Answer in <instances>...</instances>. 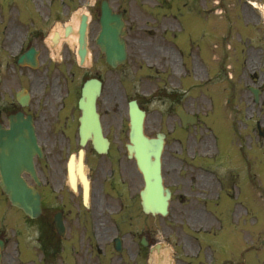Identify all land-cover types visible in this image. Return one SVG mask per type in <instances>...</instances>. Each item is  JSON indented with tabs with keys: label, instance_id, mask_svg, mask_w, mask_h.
<instances>
[{
	"label": "rangeland",
	"instance_id": "obj_1",
	"mask_svg": "<svg viewBox=\"0 0 264 264\" xmlns=\"http://www.w3.org/2000/svg\"><path fill=\"white\" fill-rule=\"evenodd\" d=\"M176 1L177 5L173 0L167 1L172 4L171 9L157 7L154 0H139L133 5L132 17L137 16L146 30L153 29L156 33L148 38L152 58L145 55L143 66L111 70V74H106L100 109L109 104L113 147L111 164L116 175L121 178L122 174L126 178L127 194L136 196L143 187V180L134 161L127 157L126 150L128 100L136 95L131 88H141L143 81L150 93L158 88L162 92H173V95L143 102L147 109V133L154 136L163 131L169 135L163 156V175L165 183L174 192L167 218L148 217L152 235L165 246L161 253H151L147 264H188L186 259L207 250V254L199 255L191 264H214L211 262L214 257L215 264H264V138L259 137L256 129L257 122L264 127V93L256 102L249 89L250 86H259L253 73L264 78V53H258L257 57L253 52L247 53L257 47V40L247 34L245 23L264 30V20H258L255 12L250 14L251 10L243 0H223V11L220 15L215 14L219 19L215 16L210 18L211 29L222 33L215 38L213 33L207 35L200 31L207 22L197 14L198 6L201 9L202 6L214 5L213 0H196L198 5L196 3L192 9L187 8L184 0ZM21 4L22 1H17V5ZM77 4L75 8L67 7L69 12L65 10L61 20L43 19L46 29L36 37L29 27L28 39L41 49L40 59L44 67L58 59L68 60L75 66L73 38L64 39L61 43L67 48L66 54L61 52V44L53 47L49 39L54 30L73 23L87 6L84 2ZM49 6L46 0L38 10L47 15L51 13ZM4 18L0 19V36L4 56L9 60L18 45L25 42V37L21 36L25 27H17L9 17ZM34 22L35 25L38 23L37 14H33L27 24L34 26ZM176 38L182 41L180 45L183 48L173 42ZM263 40L264 37L261 44ZM196 63L205 70L198 80H195ZM20 79L13 92L21 86L29 88L31 79L22 74ZM240 88V95H236ZM178 104L197 115L199 120L187 130L182 128L176 114ZM75 112L79 114L78 110ZM54 131L50 134L52 139L46 142L45 133L39 130L40 143L44 149L47 147L46 156L53 155L57 161L62 157L64 162L70 151L78 149L77 146L69 149L65 144L55 146L51 141H73L77 137V123L75 121L69 130V138ZM203 132L214 143L213 154L202 149ZM257 145L260 152L256 156L254 148ZM203 176L211 179V186L205 184ZM227 180L229 183L225 185ZM236 208L240 209V216L235 215ZM207 233L217 241L210 236L206 239ZM231 243H235L236 248L229 249Z\"/></svg>",
	"mask_w": 264,
	"mask_h": 264
},
{
	"label": "flooded vegetation",
	"instance_id": "obj_2",
	"mask_svg": "<svg viewBox=\"0 0 264 264\" xmlns=\"http://www.w3.org/2000/svg\"><path fill=\"white\" fill-rule=\"evenodd\" d=\"M17 1L0 0V19L7 15L18 27L19 15L23 11ZM104 2L114 13L122 14L125 21L127 60L123 66L137 67L145 55L152 58L148 38L155 35L156 31L146 30L145 24L137 16L132 17L133 0H93L88 7V46L95 55L90 71H79V75L67 77V61H50L48 66L44 67L41 63L37 69H31L27 66L20 68L18 60L4 61L1 57L0 124L8 127L9 117L22 111L33 116L37 132L43 131L47 142L52 139L50 134L54 130L69 138L68 132L76 121L75 141L52 140L51 143L55 146L65 144L69 149L73 146L80 148V122L75 111L78 110L80 114L78 100L83 84L90 77L99 78L103 86L106 84V76L94 69L100 66L101 61L104 63L102 67L111 71V65L106 63L97 43ZM51 3L56 5L50 15L62 19L64 4L56 1ZM23 9L27 10V7L23 5ZM12 10H16L17 14ZM214 11L205 10L198 15H206L204 19L207 20ZM29 14L23 13L24 21ZM200 31L210 32L211 29L203 27ZM28 34L29 29H24L21 36L25 37L26 46L20 47L19 51L35 46L41 55V49L28 39ZM2 43L0 36L1 54L4 52ZM62 52L66 54L67 48L62 46ZM20 72L26 79H31L28 88L31 98L27 107H21L16 97L17 90L13 92L20 83ZM109 81L111 85V77ZM140 90L146 91L145 88ZM157 95L160 96V93L157 92ZM100 103L101 100L98 101V109L105 136L109 139L107 153L101 155L88 141L85 146L84 173L81 172L78 158L71 157L72 151L64 162L62 157L57 161L48 154L38 159L35 165L41 182L37 188L42 196L43 209L38 218L26 217L11 206L0 185V264H147L149 253L159 246L156 238L149 235L147 215L142 210L139 192L136 196L128 195L126 178L122 174L121 178L116 175L111 164L109 104L101 110ZM106 116L109 118L105 119ZM27 178L33 184L30 177ZM72 179L76 188L73 187Z\"/></svg>",
	"mask_w": 264,
	"mask_h": 264
},
{
	"label": "water",
	"instance_id": "obj_3",
	"mask_svg": "<svg viewBox=\"0 0 264 264\" xmlns=\"http://www.w3.org/2000/svg\"><path fill=\"white\" fill-rule=\"evenodd\" d=\"M104 15L102 19L103 31L107 33L108 23L111 20V50L106 47L107 34L100 43L106 53L107 60L112 65L123 62L126 57L125 44L120 37L122 22L117 16L111 14ZM80 48L78 54L83 61L86 56L85 48V24L80 30ZM33 50L29 53L31 56ZM100 93L99 82L92 80L85 84L83 88V96L80 99V108L83 111L81 118V135L82 141L94 134L93 140L95 147L99 151H106L102 143L100 123L96 112V98ZM257 95V92H256ZM26 99L21 97V102L26 103ZM130 114V143L127 145L129 156L136 159L138 168L143 174L145 187L141 192L142 204L146 212L167 214L170 190L163 185L162 177V151L164 146V135L159 133L156 138H149L144 133L145 112L142 111L136 101L129 104ZM179 115L186 125L187 122H193L191 117L184 112ZM263 133L264 131L261 130ZM261 133V135H263ZM42 155L41 148L37 144V136L30 117L24 118L19 115L11 118V129H0V171L2 173V184L4 190L9 195L11 202L22 208L27 214L36 216L40 212V196L30 188L25 180L21 177L23 170L34 173L33 157L35 154ZM83 150H80V154Z\"/></svg>",
	"mask_w": 264,
	"mask_h": 264
},
{
	"label": "bare ground",
	"instance_id": "obj_4",
	"mask_svg": "<svg viewBox=\"0 0 264 264\" xmlns=\"http://www.w3.org/2000/svg\"><path fill=\"white\" fill-rule=\"evenodd\" d=\"M72 25L74 27H77V25H78V17L75 18L74 24H72ZM72 37L74 38V41H75L76 40V35L74 34ZM194 71H195V74L197 76L196 78L198 79V77H201V75L204 73L205 70H204L203 67H201V65L199 63H196L195 66H194ZM178 72H180L179 68H178ZM199 100H200V102H203V100L201 98H199ZM201 143H202V145H201L202 149L205 152L213 154V152H214V144L212 142L211 137L208 134H206V133L203 134ZM203 178H204L205 184L207 186H211V184H212L211 183V179L209 177H207V176H205V177L203 176ZM239 213H240V210H239V208H237L236 209V214L239 215Z\"/></svg>",
	"mask_w": 264,
	"mask_h": 264
}]
</instances>
